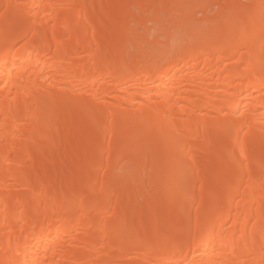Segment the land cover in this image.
<instances>
[{
  "label": "bare ground",
  "instance_id": "bare-ground-1",
  "mask_svg": "<svg viewBox=\"0 0 264 264\" xmlns=\"http://www.w3.org/2000/svg\"><path fill=\"white\" fill-rule=\"evenodd\" d=\"M0 264H264V0H0Z\"/></svg>",
  "mask_w": 264,
  "mask_h": 264
},
{
  "label": "rangeland",
  "instance_id": "rangeland-1",
  "mask_svg": "<svg viewBox=\"0 0 264 264\" xmlns=\"http://www.w3.org/2000/svg\"><path fill=\"white\" fill-rule=\"evenodd\" d=\"M211 9H212V11H213V10L215 9V6L212 7V8L210 7L209 12H208L209 14H210V12H211ZM213 12H214V11H213ZM213 12H212V13H213ZM212 13H211V14H212ZM197 15H199V13H198ZM150 31H151V30H150ZM152 31H153V30H152ZM152 31H151V32H152ZM172 44H173V43H172ZM170 45H171V43H170ZM75 158H76V157H75ZM136 160L138 161V159H136ZM77 167H78V169H77ZM79 167H80V166L77 165V166H75L74 168H71L72 171L69 169L70 172L68 171V172H67L68 174L66 173V175H67L66 178H67V179L65 178V182H66L67 180L69 181L68 178L71 177V176H70L71 173L76 174V172L79 171ZM75 168H76V169H75ZM53 176H54V175H53ZM81 179H84V177H82ZM219 180H220V175H219ZM65 182H63V184H64ZM169 182H170V181H169ZM67 183H68V182H67ZM64 185H65V184H64ZM158 189H159V191L161 190V188H158ZM86 191H87V189L84 190V192H86ZM156 192H157V191H156ZM159 193H160V192H159ZM153 194H154V193H153ZM156 194H157V193H156ZM151 196H153V197L151 198V199H153V198L155 197V194H154V195L151 194ZM172 196H173V195H171L169 198H165V199H166L165 202H167V204L165 203V206H166V207H165V206H163V207H162V206H161V207H152V208H150V210H148V211L150 212V211H154V210H165V209H171V210H174V211H173V212H174V215H175L174 217H175L176 219H178V218H179V213L176 212V210H175V205H174V204L176 203V200H175L174 197H172ZM93 198H95V201H98V200L100 199V198L95 197V196H94V197L88 196V197H87V200H88V201H93ZM97 198H98V199H97ZM100 201H101V200H100ZM100 201H98V202H100ZM168 204H169V205H168ZM137 217H138V216H137ZM138 219H139V217H138ZM135 220H136V222H138L136 217L134 218V221H135ZM136 222H135V223H136ZM146 228L148 229V230L146 229V231H148V234H150V235H152V234L154 233V231H155V227H154L153 224H149L148 227H146Z\"/></svg>",
  "mask_w": 264,
  "mask_h": 264
}]
</instances>
